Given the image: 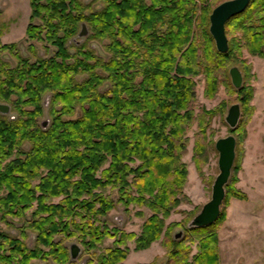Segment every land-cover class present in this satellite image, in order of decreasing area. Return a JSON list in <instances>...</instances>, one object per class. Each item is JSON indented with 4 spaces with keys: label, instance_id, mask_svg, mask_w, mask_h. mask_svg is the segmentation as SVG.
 Segmentation results:
<instances>
[{
    "label": "trees",
    "instance_id": "obj_1",
    "mask_svg": "<svg viewBox=\"0 0 264 264\" xmlns=\"http://www.w3.org/2000/svg\"><path fill=\"white\" fill-rule=\"evenodd\" d=\"M225 1L92 0L101 4L92 10L81 0H30L28 51L36 55L34 42L52 49L34 61L15 43L3 44L0 32V104L14 114H0V215L24 220L33 234L27 247L24 231L22 239L0 233V264H70L71 240L87 255L84 264H125L129 243L139 252L156 242L165 250L162 264H219L217 232L226 210L204 228L167 221L191 204L183 158L194 126L192 161L200 178L213 148L211 120L219 112L196 111L197 81L203 78L211 99L220 84L232 89V65L246 79L232 89L242 114L230 129L235 159L222 205L247 200L236 188L235 164L244 158L255 113L254 78L240 58L243 52L264 58V0H251L228 20V51L220 54L209 16ZM82 25L89 35L79 44ZM118 205L143 219L138 234L107 225ZM106 240L112 245L102 248Z\"/></svg>",
    "mask_w": 264,
    "mask_h": 264
},
{
    "label": "rangeland",
    "instance_id": "obj_2",
    "mask_svg": "<svg viewBox=\"0 0 264 264\" xmlns=\"http://www.w3.org/2000/svg\"><path fill=\"white\" fill-rule=\"evenodd\" d=\"M81 1L91 5L92 10H97L101 7V4L92 3V0ZM30 12V0H0V32L2 43H15L21 56L34 61L36 59L35 56L46 57L52 53V49L46 51L42 43L34 42L36 55L34 56L29 53L28 46L30 43L25 40V30L29 23ZM85 28L87 35L81 38L77 35L75 38V41L79 44L84 42L89 35L86 26ZM87 43L96 49L99 55H104L99 44L94 42ZM3 56L12 66L15 65L16 61L10 54ZM240 59L245 65L252 66L251 73L254 78L250 84L254 88V99L251 105L254 106L255 113L247 125L248 138H246L247 142L245 140L243 144L244 157L247 155L248 162L241 184L243 191L237 187L238 183L236 184V188L243 193L245 192L247 200H231L230 205L221 206V209L226 210V219L217 232L219 239V264H264V162L261 164V159L264 161V58L251 57L246 52H243ZM232 67H237L240 71L243 84L246 76L241 71V66L232 65L230 69ZM198 80L200 81H197L196 111L198 112L200 109H205L207 112L218 110L219 113L212 116L210 135L212 136L213 148L209 151L207 163L202 167L201 178L197 174L192 161L193 135L196 132V126L193 127L189 134L188 153L183 158V162H185L188 168V178L184 187V193L190 199L191 204L180 205L178 211L173 213L167 221V223L180 222L184 228H189L191 220L200 212L203 205L211 199V189L219 174L218 153L214 147L215 142L228 136L235 138V135L230 133L231 128L227 125L225 118L232 105H239L237 94L232 91L235 88L231 84L229 75L228 81L232 89H226L223 84H220L216 94L211 99L204 96L205 84L203 78ZM241 114L240 109V118ZM8 116H14V114L9 113ZM47 120L48 118L45 114L41 121L47 122ZM256 162L258 163L253 166L249 175L248 167ZM242 163L239 165L235 164V167H241L242 170ZM241 170L237 173L238 179ZM144 212L145 216L149 215L147 210ZM134 213V210L124 212L123 207L118 205L109 214L107 225L111 228L117 227L126 232L138 234L143 219L136 218ZM184 228H175L173 232L177 234L178 231L180 232ZM23 231L26 235V238L24 235V239L21 237ZM0 233L13 238H21L27 247H32L33 234L28 229H25L24 220L0 215ZM67 245L70 249L72 247L77 249V256L74 260H71L70 264H84L87 255L83 253L81 245L74 240L69 241ZM111 245L112 240H106L102 248ZM129 250L130 252L125 264H150L154 261L162 264L165 261V250L160 242L153 243L149 249L139 252H134V244L129 243ZM32 264L55 263L51 260L37 259L33 260Z\"/></svg>",
    "mask_w": 264,
    "mask_h": 264
},
{
    "label": "water",
    "instance_id": "obj_3",
    "mask_svg": "<svg viewBox=\"0 0 264 264\" xmlns=\"http://www.w3.org/2000/svg\"><path fill=\"white\" fill-rule=\"evenodd\" d=\"M251 0H228L219 4L213 9L209 16V33L215 43L218 53L225 54L228 51V39L225 34V25L229 19L243 13ZM87 35L85 25H82L78 36L84 37ZM231 84L235 89H239L242 85V75L237 67H232L229 70ZM10 112V107L5 104H0V114L7 115ZM240 118V107L238 104L232 105L227 113L225 121L227 125L234 129ZM47 122L43 123L46 127ZM215 150L218 153V170L212 189L211 199L201 208L200 212L191 220L189 228H204L216 222L220 215V208L225 197L224 187L227 184L231 169L235 159L236 140L233 136L218 139L215 142ZM77 256V249H70L71 260Z\"/></svg>",
    "mask_w": 264,
    "mask_h": 264
},
{
    "label": "crops",
    "instance_id": "obj_4",
    "mask_svg": "<svg viewBox=\"0 0 264 264\" xmlns=\"http://www.w3.org/2000/svg\"><path fill=\"white\" fill-rule=\"evenodd\" d=\"M248 138V137H247ZM246 142H247V140H246ZM264 161H262V159H261V164L263 163ZM258 162H256V163H252V165L250 166V167H248V172H249V175H250V171L253 169V166H255V164H257ZM247 164H248V162H247V155L244 157V159H243V163H242V170H241V173H240V175H239V182H238V188L239 189H241L242 191H243V189L241 188V184H242V181H243V178H244V174H245V171H246V169H247ZM245 193V192H244Z\"/></svg>",
    "mask_w": 264,
    "mask_h": 264
}]
</instances>
